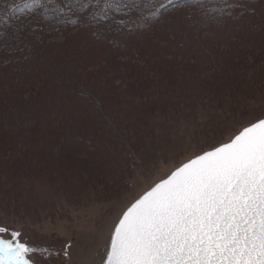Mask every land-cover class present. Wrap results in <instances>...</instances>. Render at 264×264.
I'll return each instance as SVG.
<instances>
[{
    "label": "trees",
    "instance_id": "1",
    "mask_svg": "<svg viewBox=\"0 0 264 264\" xmlns=\"http://www.w3.org/2000/svg\"><path fill=\"white\" fill-rule=\"evenodd\" d=\"M18 3L20 0H0V17L9 20L8 25L0 26V31L9 36L16 33L19 40L13 43L24 49L21 52L15 47H0V139L3 140L0 155L7 152L10 156L15 141L21 140L19 143L23 142V145L33 143L36 147L34 144L38 140L44 145L36 147L35 153L26 154L13 165L4 166L0 156V177L10 181V186L18 183L12 172L30 175L40 165H47L53 154L50 147L58 141L60 151L88 154L95 158L96 168L101 173L113 175L106 179V186L96 185L97 189L92 191L95 201L103 205L114 202L110 201L112 194L115 195L112 190L122 185L127 174L140 166L145 171L152 166V150L146 145L147 139L140 140L136 138L137 133L128 132L134 119L135 123H145V119L140 121L138 117L146 112L128 114L132 120H116L122 115L118 109L119 100L103 104L95 94L96 89L89 88L90 82L83 83L84 71L100 69L103 73L98 72L99 78L106 75L129 85L140 83L146 88L153 80L150 75L155 70L154 73L160 72L166 80L178 81L180 88L188 83L189 90L195 88L199 95L208 91L207 96L210 89L216 94L220 89H226V94L234 91L243 95L240 91L243 87L258 88L264 83V67L249 79L247 76L240 78L243 71L238 70L239 65H245L247 56H253L254 61H264V0H243L244 7L233 10L230 17L210 12L206 18L197 14L189 19L185 10L176 9L158 22L141 27L143 22L136 21L130 29L122 30L111 21L98 28H85L43 22L38 15L13 19L11 6ZM120 18L116 16V19ZM38 24L42 31L33 33L32 29ZM98 31H103L104 39L94 35ZM206 33H212L214 39L205 38ZM223 45L227 47L223 51L227 55L219 47ZM145 68L147 73L143 71ZM244 81H247L246 86ZM110 88L108 91L112 93ZM177 92L180 93V89ZM188 94L182 93L179 99L189 101ZM113 104L118 107H111ZM114 119L119 126L115 125ZM52 124L57 128L49 130ZM12 137L14 140H9ZM107 167L109 171H106ZM165 176L138 190L131 202ZM33 198L35 195L28 197L2 191L0 205L25 215ZM5 217L0 219V227L10 230L11 225L4 223L8 219ZM27 241L59 253L48 259L44 258L47 253H38L40 256L34 259L35 264H61L62 248L50 242L36 245Z\"/></svg>",
    "mask_w": 264,
    "mask_h": 264
},
{
    "label": "snow or ice",
    "instance_id": "2",
    "mask_svg": "<svg viewBox=\"0 0 264 264\" xmlns=\"http://www.w3.org/2000/svg\"><path fill=\"white\" fill-rule=\"evenodd\" d=\"M243 7V0H20L11 12L13 19L38 15L71 27L111 21L122 30L136 21L141 27L158 22L176 9L191 19L210 12L230 17ZM8 24L0 17V26ZM94 35L105 38L103 31ZM18 40L0 31V47L22 52L13 43ZM6 232L0 227V264H35V253L59 255L22 240L18 231L5 239ZM102 264H264V118L200 150L135 199L115 224Z\"/></svg>",
    "mask_w": 264,
    "mask_h": 264
},
{
    "label": "rangeland",
    "instance_id": "3",
    "mask_svg": "<svg viewBox=\"0 0 264 264\" xmlns=\"http://www.w3.org/2000/svg\"><path fill=\"white\" fill-rule=\"evenodd\" d=\"M206 37L210 41L214 39L212 33H206ZM219 47L223 49L222 53L227 55L223 52L227 47ZM244 63V66H238V70L243 71L240 77L242 79H245V76L246 79L252 78L264 67V61H254L253 56H247ZM143 71L147 73L148 69ZM154 71L152 73L155 75H150L153 80L146 88L140 83L129 85L106 75L99 78L98 72L103 73L100 69L89 73L81 71V79L85 81L83 83L86 85L90 82V87L87 86L96 89L95 94L101 98L103 104L110 100L112 103L119 100L118 109L122 115L116 117V120H130L132 113L146 112L138 117L140 121L145 119V123H135L134 119L135 121L129 124L128 132L137 133L136 138L140 140L147 139L146 145L152 150V158H155L150 159L152 166L148 171L140 166L127 174L122 185L119 184L112 190L115 195L112 194L110 201L114 202L103 205L95 201L93 192L97 189L96 185L106 186V179L109 180L108 177L113 175H108L105 171L101 173L96 168L95 158L88 154L65 153L62 149L60 151L58 141L50 147L53 154L47 165H40L30 175L25 172H12L11 175L15 174L18 178V183L15 182L13 186L9 185L10 181L4 180L5 177H0V192L21 193L28 197L35 195L25 215L0 205V219L4 220L7 216L8 219L4 223L11 225V229L2 234L5 239L10 238L11 231L18 230L21 231L22 240L29 239L36 245L50 242L59 249H66L67 255L62 257L61 264H102L110 234L122 213L135 201L131 202L138 190H143L152 181L162 178L172 168L200 150L225 142L244 126L258 118H264V83L260 86L257 84L258 88L254 86L257 88L254 89L248 88L249 85L246 86L245 83L247 81H244L246 87L240 90L244 96L234 91L226 94V89H220V93L216 94L210 89L209 97L208 91L205 95H199L195 88L189 90L186 87L188 83L180 88L178 81L166 80L160 72L156 74ZM109 73L112 74L111 71ZM109 87L113 95L108 91ZM179 89L180 93L177 92ZM188 92L189 101L179 99L182 93L185 95ZM117 105L113 104L111 107ZM107 114L110 116L109 110ZM115 125L119 126L116 122ZM49 128L53 130L57 127L52 124ZM5 134L7 133L3 135ZM2 141L0 139V142ZM20 141L13 143L15 146L10 156H7V152L0 155L4 166L8 163L13 165L26 154L35 153L36 147L41 148L40 146L44 145L38 140L34 144L36 147L32 146L33 143L20 144ZM28 150L29 152H26ZM106 171H109L108 167ZM63 209L66 210L65 213L61 212ZM38 256V253L33 254L32 258Z\"/></svg>",
    "mask_w": 264,
    "mask_h": 264
}]
</instances>
